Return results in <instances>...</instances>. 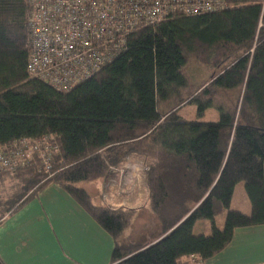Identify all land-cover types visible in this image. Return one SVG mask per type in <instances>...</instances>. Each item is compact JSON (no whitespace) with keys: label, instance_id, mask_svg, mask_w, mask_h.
<instances>
[{"label":"trees","instance_id":"trees-1","mask_svg":"<svg viewBox=\"0 0 264 264\" xmlns=\"http://www.w3.org/2000/svg\"><path fill=\"white\" fill-rule=\"evenodd\" d=\"M28 1L0 0V147L45 140L51 171L34 153L0 172V223L57 185L113 238L112 264L206 262L239 228L264 225V0H227L225 9L196 16L174 12L130 33L112 63L62 88L29 73ZM190 61L211 69L209 79L192 83ZM188 104L197 120L179 114ZM211 109L219 119L204 121ZM133 155L145 162L160 235L146 245L126 237L138 208L99 206L83 187L123 175ZM239 183L250 215L230 210ZM217 215L226 216L223 230ZM203 219L212 233L196 236Z\"/></svg>","mask_w":264,"mask_h":264},{"label":"crops","instance_id":"crops-1","mask_svg":"<svg viewBox=\"0 0 264 264\" xmlns=\"http://www.w3.org/2000/svg\"><path fill=\"white\" fill-rule=\"evenodd\" d=\"M125 163L123 175L117 171L109 179L95 181L94 187H83L99 206L138 208L126 237L136 245H146L160 235L155 230L157 219L148 209L145 162L133 155ZM119 179L121 189L116 186ZM251 210L248 205L244 213L250 215ZM143 213L155 219L146 239L134 233ZM114 248L110 234L57 185L48 186L28 206L0 223V260L4 264H112ZM205 263L264 264V225L239 228L229 246Z\"/></svg>","mask_w":264,"mask_h":264},{"label":"built area","instance_id":"built-area-1","mask_svg":"<svg viewBox=\"0 0 264 264\" xmlns=\"http://www.w3.org/2000/svg\"><path fill=\"white\" fill-rule=\"evenodd\" d=\"M28 5L29 73L62 88L73 77H90L112 63L128 35L140 27L159 24L174 12L216 13L227 0H29ZM44 143L22 140L0 147V172L16 169L37 153L49 173ZM190 263L207 264L197 257Z\"/></svg>","mask_w":264,"mask_h":264},{"label":"rangeland","instance_id":"rangeland-1","mask_svg":"<svg viewBox=\"0 0 264 264\" xmlns=\"http://www.w3.org/2000/svg\"><path fill=\"white\" fill-rule=\"evenodd\" d=\"M186 75L189 77V80L192 81V83H197L199 84L200 82H203L204 80L209 79L212 71L211 69H208L203 63L201 62H196V61H190L189 64L186 65ZM238 98V93L234 96L232 102L236 103ZM228 99L226 100L228 103L231 102ZM233 103V104H234ZM241 99H239V105H241ZM179 114L185 119V120H197L198 115H197V109L193 105H186L183 107ZM203 117L204 121H212V120H218L219 119V114L215 109H211L207 111ZM145 164L143 165V167ZM83 186L89 188L94 187V182H89L83 184ZM104 198H107V196L104 195ZM149 203V202H148ZM96 204V203H95ZM231 207L230 210L232 211H240L242 213L247 212L248 210V205L250 204V200L248 198L247 193L245 192V184L244 183H239L237 187L235 188L234 191V196L231 202ZM149 209V208H148ZM150 211V209H149ZM245 214V213H244ZM151 214L145 215V213L141 214L139 217L141 220L137 221V228L135 229V235L139 237H143L144 239L147 238V233L148 230L151 232L153 229V226L155 225V219L153 216H150ZM2 217V214H0V218ZM216 227L219 228L220 230H223L226 216L225 215H217L216 216ZM157 225V224H156ZM194 234L196 236H205V235H210L212 233V225L211 222L208 219H203L199 220L195 225H194Z\"/></svg>","mask_w":264,"mask_h":264}]
</instances>
